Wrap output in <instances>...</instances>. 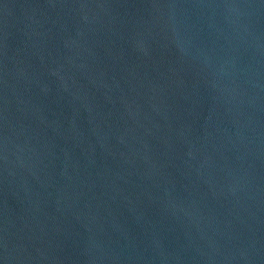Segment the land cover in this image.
I'll list each match as a JSON object with an SVG mask.
<instances>
[{
	"label": "water",
	"instance_id": "1",
	"mask_svg": "<svg viewBox=\"0 0 264 264\" xmlns=\"http://www.w3.org/2000/svg\"><path fill=\"white\" fill-rule=\"evenodd\" d=\"M0 264H264V0H0Z\"/></svg>",
	"mask_w": 264,
	"mask_h": 264
}]
</instances>
